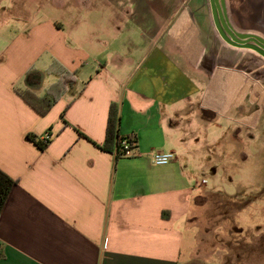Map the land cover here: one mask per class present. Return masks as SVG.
Masks as SVG:
<instances>
[{"label": "crops", "instance_id": "0c3cea01", "mask_svg": "<svg viewBox=\"0 0 264 264\" xmlns=\"http://www.w3.org/2000/svg\"><path fill=\"white\" fill-rule=\"evenodd\" d=\"M8 1L0 0V170L16 184L0 211V264H208L192 248L183 258L193 209L205 195L237 196L203 188L195 167L209 176L216 160H246L239 144L258 140L264 113L253 70L211 48L213 39L242 49L221 41L209 0H53L64 13L56 18L43 13L48 0ZM224 3L236 30L264 38V0ZM58 67L74 78L63 89ZM24 90L56 99L40 115ZM112 102L135 156L94 144ZM47 131L43 150L26 137ZM156 151L175 159L155 165Z\"/></svg>", "mask_w": 264, "mask_h": 264}, {"label": "rangeland", "instance_id": "374dc122", "mask_svg": "<svg viewBox=\"0 0 264 264\" xmlns=\"http://www.w3.org/2000/svg\"><path fill=\"white\" fill-rule=\"evenodd\" d=\"M1 1L4 4L9 2ZM48 1L43 12L46 16L56 18L64 14L57 6H54L55 2H50L53 0ZM37 3L32 1L31 6L35 8ZM9 9L17 11L16 6ZM210 44L211 48L218 46L217 49H222L219 51L221 54L233 55L236 59H240L239 64L246 70H253L252 76L258 80L264 93V58L261 55L251 49L231 50L233 48L228 47L225 50L222 48V42L216 45L213 39ZM58 71L61 70L58 69ZM63 78L69 79L67 76ZM62 85L60 81L59 87L63 88ZM253 135L258 140L251 148L247 139L243 138L239 144L240 150L247 157L246 160L240 161L237 156L230 159L232 163L226 158L222 161L216 160L211 167L213 173L209 176H200V173H197L199 168L195 167L196 183L204 178L206 183L203 188H213L217 193L221 191L236 195L237 198L236 200L229 197L222 198L220 193L208 195V197L205 195L206 202L194 207L192 217L195 219L183 245L184 259L188 258V251L191 248L194 249L195 257L202 259L205 256L203 260L208 264H252L250 257L258 260L264 257V113ZM222 145L226 146V141H223L220 147ZM236 152H239V149ZM250 192L254 193V198L247 203V200H244ZM240 194L242 199L238 196ZM215 196H219L221 200L215 199ZM192 234L195 235L193 239L190 237ZM236 243H238L237 246H235Z\"/></svg>", "mask_w": 264, "mask_h": 264}, {"label": "trees", "instance_id": "16d2710c", "mask_svg": "<svg viewBox=\"0 0 264 264\" xmlns=\"http://www.w3.org/2000/svg\"><path fill=\"white\" fill-rule=\"evenodd\" d=\"M52 69H54L53 66H52ZM58 69H60L61 71L59 72ZM58 69L56 71L60 73L61 75L60 81L63 84L62 85L63 88H65L66 86H69L74 81V78L64 68L58 67ZM64 76H67L69 79L67 80H65V78L62 79V77ZM63 88L60 87V89H63ZM18 94L22 97V99L28 105H30L40 115H44L51 108L52 104L54 103L56 99V97L52 93H49V92L46 93L44 96H37L30 90H24L22 92L18 91ZM60 116L63 118L64 112H62ZM118 121H119V117H118L117 105L116 103L112 102L108 110L104 141L101 144H96L94 142L93 143L103 151L113 152L114 150H116L117 152L116 157H122L121 156V152H122L121 141L126 140L129 148L133 149L135 147V139L131 135H125V136L119 135ZM78 134L80 136H84L81 132H78ZM26 137L27 139L34 142L42 150L45 149L46 145L51 140L50 139L48 141H43L31 133H28ZM14 184H16V180L12 179L10 176H8L7 174H5L4 172L0 170V211L9 195L10 189L12 188ZM0 255H1V252H0Z\"/></svg>", "mask_w": 264, "mask_h": 264}, {"label": "water", "instance_id": "95a60500", "mask_svg": "<svg viewBox=\"0 0 264 264\" xmlns=\"http://www.w3.org/2000/svg\"><path fill=\"white\" fill-rule=\"evenodd\" d=\"M212 22L220 38L233 47L251 49L264 58V38L236 30L230 23L224 0H209Z\"/></svg>", "mask_w": 264, "mask_h": 264}, {"label": "built area", "instance_id": "2783aa9c", "mask_svg": "<svg viewBox=\"0 0 264 264\" xmlns=\"http://www.w3.org/2000/svg\"><path fill=\"white\" fill-rule=\"evenodd\" d=\"M51 138H52V134L50 132H45L40 137V139L43 141H48ZM121 145H122L121 156L132 157L136 155V153H134L132 149L129 148L126 140L121 141ZM113 153L115 154V156L117 155L116 150H114ZM174 159H175V155L171 151H167V152L156 151V152L151 153V161L155 165H166L174 161Z\"/></svg>", "mask_w": 264, "mask_h": 264}]
</instances>
